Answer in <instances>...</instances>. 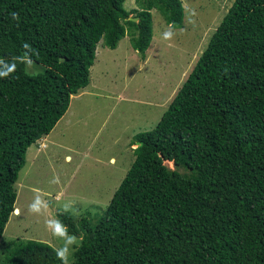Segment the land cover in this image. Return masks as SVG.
<instances>
[{"label": "trees", "instance_id": "trees-1", "mask_svg": "<svg viewBox=\"0 0 264 264\" xmlns=\"http://www.w3.org/2000/svg\"><path fill=\"white\" fill-rule=\"evenodd\" d=\"M124 1L0 0V237L27 148L87 86L98 44L115 49L129 33L144 58L152 9L183 27L181 0ZM28 59L43 69L30 73ZM134 138L95 221L57 213L78 239L68 264H264V0L232 2L155 126ZM7 250V264L63 261L36 240Z\"/></svg>", "mask_w": 264, "mask_h": 264}, {"label": "rangeland", "instance_id": "rangeland-1", "mask_svg": "<svg viewBox=\"0 0 264 264\" xmlns=\"http://www.w3.org/2000/svg\"><path fill=\"white\" fill-rule=\"evenodd\" d=\"M233 1L181 0V28L152 9L150 66L135 75L142 60L129 33L115 49L98 44L87 86L71 95L52 130L27 148L14 183L16 210L0 237V264H7L15 239L48 243L62 255L54 264L69 263L78 239L57 213L70 214L77 225L83 217L96 220L133 162L134 135L155 126ZM123 5L136 8L135 0ZM26 68L36 73L43 65L28 59Z\"/></svg>", "mask_w": 264, "mask_h": 264}, {"label": "crops", "instance_id": "crops-1", "mask_svg": "<svg viewBox=\"0 0 264 264\" xmlns=\"http://www.w3.org/2000/svg\"><path fill=\"white\" fill-rule=\"evenodd\" d=\"M121 40V39H120ZM151 42V41H150ZM131 45V44H130ZM150 46V45H149ZM149 46H148V48L146 49V51H145V56H144V58H141V56H140V54H139V57H140V59L142 60V64H140L137 68H136V70L132 73V75H135V73H137V72H139L140 70H141V68L140 67H142V68H145V66L146 67H149L150 66V64L148 63V57H149V55H150V53H151V48H149ZM117 47H118V45H117ZM173 89V88H172ZM171 89V90H172ZM178 89V88H177ZM175 93L176 92H174V94H173V96L175 95ZM173 96L171 97V99L173 98ZM171 99H170V101H171Z\"/></svg>", "mask_w": 264, "mask_h": 264}, {"label": "water", "instance_id": "water-1", "mask_svg": "<svg viewBox=\"0 0 264 264\" xmlns=\"http://www.w3.org/2000/svg\"><path fill=\"white\" fill-rule=\"evenodd\" d=\"M129 19L132 20V21H137V20H138L137 17H132V16H130ZM60 59L62 60L63 58H60ZM14 209H15V208H14Z\"/></svg>", "mask_w": 264, "mask_h": 264}, {"label": "bare ground", "instance_id": "bare-ground-1", "mask_svg": "<svg viewBox=\"0 0 264 264\" xmlns=\"http://www.w3.org/2000/svg\"><path fill=\"white\" fill-rule=\"evenodd\" d=\"M43 146H44V145H43ZM43 146H42V147H43ZM15 210H16V209H15Z\"/></svg>", "mask_w": 264, "mask_h": 264}]
</instances>
